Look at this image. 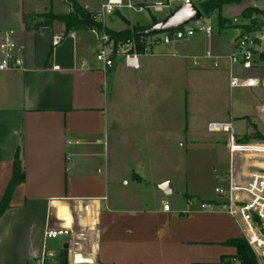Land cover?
Segmentation results:
<instances>
[{"label": "crops", "instance_id": "crops-1", "mask_svg": "<svg viewBox=\"0 0 264 264\" xmlns=\"http://www.w3.org/2000/svg\"><path fill=\"white\" fill-rule=\"evenodd\" d=\"M72 1L99 14L109 0ZM119 1L114 14L98 16L113 32L150 28L186 0ZM190 2L199 7L202 0ZM247 8L264 11V0L226 5L222 17L234 27L221 30L214 14L206 18L211 35L187 39L184 49V41L156 46L133 70L120 57L109 68L98 61L102 33L68 34L59 22L44 25L43 15L70 14V0H0V45L4 34L13 32L24 60L22 71H0V205L17 157L23 177L0 219V264H61L63 250L68 264H206L208 251L216 248L213 264L236 255L223 243L245 239L243 230L211 207L221 202L216 193L203 196L179 186L162 175V167L170 165L174 151L199 149L206 140L191 133L186 119L191 97L203 95L218 104L220 113L207 125L220 118L235 128L234 119L241 116L264 117V88L260 98L248 92L237 94L236 102L237 89L230 87L234 76L264 77V41H257L258 70L246 73L230 61L246 34L239 26L251 23L241 18ZM131 10L145 14L142 24L128 18ZM112 16L120 18L119 25L107 20ZM252 34L264 37V27ZM55 37L63 38L57 46ZM204 43L206 54L197 52ZM178 99L181 103L168 109V102ZM244 107L252 112H237ZM178 116L180 128L169 127ZM209 144L226 165L222 176L229 167L228 147ZM166 183L173 188L170 195L162 191ZM202 204L210 207L203 210ZM232 221L240 229L230 228ZM49 231L59 234L48 238ZM60 236L61 246L49 248Z\"/></svg>", "mask_w": 264, "mask_h": 264}, {"label": "built area", "instance_id": "built-area-1", "mask_svg": "<svg viewBox=\"0 0 264 264\" xmlns=\"http://www.w3.org/2000/svg\"><path fill=\"white\" fill-rule=\"evenodd\" d=\"M182 2L184 0H176ZM119 0H109L102 4L98 16L112 15L121 7ZM162 5L156 6L160 11ZM142 10V9H141ZM212 34V27L200 30L186 28V26L168 33H158L152 36H143L139 44L135 40L119 43L114 49L113 43L105 33L101 34L102 47L97 55L98 61L108 67L110 58L115 52L116 57L124 60L125 65L133 70L140 69L139 58L142 54H149L152 48L160 45H171L194 37L197 32ZM63 40L55 37L53 45L57 46ZM257 41L263 42L264 37L256 34H244L238 41L235 51L230 57L231 64L239 66L244 72L258 70L257 59L259 52L256 50ZM138 45L142 51H138ZM1 59L0 71H22L24 68L23 48L14 40V33L4 34L0 45ZM232 89H252L264 87V77L234 76L231 78ZM208 132L213 134L223 133L228 136L227 147L229 152V167L227 172L217 177L223 182L222 187L215 189L221 202L211 207H219L231 216L243 230L244 238L252 251L255 263L264 264V144L243 143L236 138L233 122H213L208 125ZM210 206L202 204L201 209ZM164 211L170 212V205L164 203ZM58 231H49L48 238L58 235ZM231 260L230 264H236ZM241 264L240 262H238Z\"/></svg>", "mask_w": 264, "mask_h": 264}, {"label": "rangeland", "instance_id": "rangeland-1", "mask_svg": "<svg viewBox=\"0 0 264 264\" xmlns=\"http://www.w3.org/2000/svg\"><path fill=\"white\" fill-rule=\"evenodd\" d=\"M190 1H193V0H186L184 4ZM125 14L127 16L128 15L130 16L128 18L132 19L133 21L137 20L141 24L143 22L142 20H144L143 18L145 15V14H137L133 10L127 11ZM108 19H112L118 25L121 21L120 18L117 16L108 17L107 20ZM216 23L218 24L217 21ZM207 25L208 23H207L206 18H203V19L189 23L188 25H186V28H193V29L200 30L202 28H206ZM196 35L197 36L195 40L203 37L204 33L198 31ZM189 43L190 41L184 40V42L181 43L182 49H184V47H186V45H188ZM201 51L203 52L206 51L205 43L204 45L202 44L198 47L197 52H201ZM204 54H206V52ZM196 61L198 60L191 59V63H194ZM200 76L203 77L204 75L200 74ZM263 88L264 87L252 88V89H247V90L237 89L235 90V93H234L235 94L234 99L235 101L237 100L236 102H238L240 98L236 99L237 98L236 95L248 93V92L252 94V96L256 98H260L262 96ZM202 96L200 95V97L196 96L194 98L191 97L189 100L188 108L187 106H185L186 107L185 109H187L188 115L186 119L188 120L190 130L192 131L191 133H193V135L200 134V136H202L203 138L205 136L206 140L203 141L202 144H200L199 149L187 151L188 149V146H187L186 149L174 151L176 154L171 156L173 157V159L171 158L170 163L168 162V164L170 165H168L167 167L165 166L162 167V175L166 174L167 176L172 177L179 186H183V187L188 186L190 191L196 194L199 193V194H202L203 196H206V195H214L215 188L223 186V182L221 180H217V177H219L218 174L221 173L226 167L223 160L221 161L222 156L219 155V153L216 152L215 150L210 149L208 147V144L210 143L212 145H215V147L216 146L225 147L227 146L228 136L222 133L212 134L208 132V129H207L208 125L210 123H213L214 121L210 122L208 125H207V122L210 121L212 118L216 117L218 113H220V111L219 112L217 111L218 104L215 105L216 101L209 100L207 99L206 96L203 99ZM178 100L177 101L170 100L168 102V109H173L175 105L178 106L179 103H181V99H178ZM258 108L260 107L258 106L256 108L257 113H258ZM252 109H253L252 107H244L243 111L240 110L237 112H241L242 114H250L252 112ZM244 116H245L244 118L243 116H241L238 119H234V120H238L234 128L235 133H236V138L241 142L242 141L241 139L244 136L253 134L255 131L253 128L250 127V124H254L257 128V131H259L264 136V117L263 118L259 117L256 113L252 115H244ZM246 118H250V121H248ZM172 120H173V125L168 124L169 127L171 128L175 127L179 129L181 126L180 116L173 118L170 121ZM217 121L224 122L220 120V118ZM184 142H186V138H184ZM205 142L206 144H204ZM250 142H247V143L253 144V143L258 142V143L264 144V142H259V141H250ZM177 195L178 194L176 193L173 196L172 198L173 203L177 201L178 199ZM197 203L198 202H195V205H198ZM235 225L236 227H238L236 222L232 221V226L230 228L236 229ZM64 240H65V237L63 236L54 238L53 240L49 241L48 247L52 249H55L57 247L59 248V246H61V243L64 242ZM217 249L218 248H216L215 250ZM215 250L208 251L209 258L207 259L208 263L206 264H213L214 262H216L217 259H215L216 258Z\"/></svg>", "mask_w": 264, "mask_h": 264}, {"label": "trees", "instance_id": "trees-1", "mask_svg": "<svg viewBox=\"0 0 264 264\" xmlns=\"http://www.w3.org/2000/svg\"><path fill=\"white\" fill-rule=\"evenodd\" d=\"M243 1L244 0H202L198 8L200 9L205 18H210L212 15L218 14L217 22L219 24V28L221 30H224L226 28H232L234 27V25H232L231 21L226 20L222 17V9L226 5H241ZM70 6L72 11L68 15H55L52 13L43 15L42 18L45 20L44 25L51 26L54 22H59L63 24L65 32L68 34L71 32L86 30H95L99 33H105L107 36H109V39L113 43L115 50L116 46L119 43H124L128 40H135L139 44L140 39L143 37L140 35V33L144 30V28L142 27H134L129 30H124L122 32H113L105 28V26L100 21H98L97 13L87 12L85 9L78 6L72 0H70ZM258 15L264 16V11H260L255 8H247L242 12V19L251 20V23L249 25L239 26L244 33L248 34L252 32H257L260 30L261 27H264V23H262L258 19H254V17ZM154 23H157L156 19H154ZM138 51H142V47L140 45H138ZM115 52L110 58L111 61H114V59L116 58ZM261 59L264 60V54L261 55ZM246 119L250 121V118ZM250 127L253 128L255 132L248 136H244L241 139V142H264V136L259 131H257L256 126L254 124H250ZM22 181L23 177L21 175V162L17 157L15 161L14 178L0 205V219L9 208V202L13 194L14 188L19 185ZM223 246L235 248L236 255L234 257H222L221 261L218 264H230L232 259L237 260L241 264H256L254 255L250 248L247 246V242L245 239H231L223 243ZM61 264H68L67 251L65 250L61 252Z\"/></svg>", "mask_w": 264, "mask_h": 264}, {"label": "water", "instance_id": "water-1", "mask_svg": "<svg viewBox=\"0 0 264 264\" xmlns=\"http://www.w3.org/2000/svg\"><path fill=\"white\" fill-rule=\"evenodd\" d=\"M203 18V14L200 9L192 2H188L180 7L173 15L168 17L163 21H159L154 24L152 27L144 29L140 35L141 36H152L158 33H168L171 31L178 30L193 21H197ZM254 19H258L262 23H264V16L258 15L255 16ZM112 66V64H110ZM162 191L166 195H170L173 191V188L170 183H166L162 187ZM68 247L66 246L65 249ZM78 261H81V257L78 256ZM236 264H239L236 262Z\"/></svg>", "mask_w": 264, "mask_h": 264}]
</instances>
